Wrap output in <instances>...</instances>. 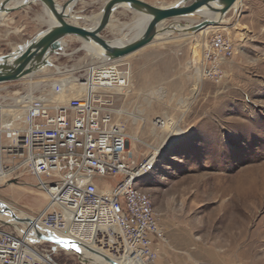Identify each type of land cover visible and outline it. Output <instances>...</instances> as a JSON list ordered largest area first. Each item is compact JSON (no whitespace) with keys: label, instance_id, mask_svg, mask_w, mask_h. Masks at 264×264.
I'll list each match as a JSON object with an SVG mask.
<instances>
[{"label":"rangeland","instance_id":"374dc122","mask_svg":"<svg viewBox=\"0 0 264 264\" xmlns=\"http://www.w3.org/2000/svg\"><path fill=\"white\" fill-rule=\"evenodd\" d=\"M134 19L131 11L117 10L105 38L124 41L131 30L127 39L133 38ZM226 20L204 36L202 30L179 42L180 34L172 33V41L156 40L125 58L130 88L120 96L110 93L115 110L126 113L117 118L126 127L132 156L140 159L160 149L154 173L140 183L168 241L159 264H264V0L243 1ZM217 30L232 42L234 56L223 65V79L212 80L200 63L203 43ZM74 51L28 80L0 86V102L14 105L33 91L34 97L49 96L70 75L90 78L92 57ZM38 83H43L39 89ZM128 114L139 116L138 122ZM158 119L163 128L155 125ZM38 184L27 171L10 175L0 183V202L36 218L48 198ZM32 244L54 264H88L51 243Z\"/></svg>","mask_w":264,"mask_h":264},{"label":"built area","instance_id":"2783aa9c","mask_svg":"<svg viewBox=\"0 0 264 264\" xmlns=\"http://www.w3.org/2000/svg\"><path fill=\"white\" fill-rule=\"evenodd\" d=\"M203 45L205 77L223 79V65L234 56L232 42L218 30ZM99 70L90 81L79 77L87 88L81 93L57 82L51 95L35 97L21 118L8 122L0 108V179L22 171L36 177L48 198L35 219L52 233L68 236L63 239L76 241L69 235L78 231L106 257L159 264L168 241L140 185L154 173L157 159L132 156L110 95L113 88L129 87L132 73L114 62ZM65 93L71 96L65 104L55 100ZM163 121L155 125L163 128ZM17 232L0 226V264H54Z\"/></svg>","mask_w":264,"mask_h":264},{"label":"water","instance_id":"95a60500","mask_svg":"<svg viewBox=\"0 0 264 264\" xmlns=\"http://www.w3.org/2000/svg\"><path fill=\"white\" fill-rule=\"evenodd\" d=\"M15 1L18 0H0V18L25 6L40 3L45 9L48 23L23 36L14 51L0 57V85L30 78L43 69L51 68L53 66L51 57L61 54L65 47L75 50L73 53L84 52L90 57L89 52H93L92 46H95L103 50V57L106 60L112 62L143 50L158 40V35L166 31L178 35L180 34L178 30L183 28L185 34H198L208 27L227 24L228 14L235 9L240 0H181L175 5L164 8L150 5L143 0H104L94 29L71 22L73 18L83 20V17L74 14V8L84 0H66L61 4L56 0H28L26 3L11 6ZM121 8L134 14L137 33L128 40L127 37L133 31L131 30L122 38H125L124 43L117 45L114 40L106 39L104 32L109 28L114 13ZM206 14L212 16H205ZM190 19L197 22L190 24ZM169 21L173 23L165 25ZM12 34L17 35L16 32ZM69 36H75L78 41L71 42L67 39ZM12 210L14 209L0 202V215L11 213V217L19 225L33 228L38 235V241L51 243L57 248L76 254L81 260L85 256L75 250L76 247L79 249L83 247L80 243L63 239L35 220L16 216ZM0 226L11 228L13 225L1 220ZM89 253L108 258L92 249ZM111 262L118 264L113 260Z\"/></svg>","mask_w":264,"mask_h":264},{"label":"bare ground","instance_id":"6f19581e","mask_svg":"<svg viewBox=\"0 0 264 264\" xmlns=\"http://www.w3.org/2000/svg\"><path fill=\"white\" fill-rule=\"evenodd\" d=\"M95 1V0H94ZM26 2H28V0H18V1H15L14 2V5H20L21 3H26ZM13 4V3H12ZM236 6H238V3L236 4ZM235 6V7H236ZM126 9L128 8V6H124ZM99 16H100V14L98 13L97 15H95V17H94V19H95V23H97L98 22V19H99ZM205 16H212V15H205ZM193 22H197L196 20H190V24H192ZM77 23V22H76ZM224 23H222V25H223ZM221 25V26H222ZM221 26H213V27H208V28H206V29H204V31H202L201 32V34H203L202 36H204V34H206V33H208V31L210 30V29H218V27H221ZM178 31H180V37H177V39L176 40H179V42L180 41H185L186 40V38L188 37V36H192V35H194V34H185L184 33V30H183V28H180ZM136 32H137V30H136ZM172 31L171 32H169V31H166V33L164 32V33H162V34H160V35H158V37H157V39L158 40H160V41H163V42H166V41H172L174 38L172 37ZM172 37V38H171ZM132 39V38H131ZM130 40V39H129ZM125 41V40H124ZM114 43L115 44H117V45H122V43H124L123 42V40H114ZM93 47V52L91 51V53L89 52V54H90V56L92 57V59H93V63H94V66H93V73H92V75H91V77L88 79L89 81L92 79V77L94 76V75H96V73H97V71H100L99 69H101L103 66H105V65H107V63H109V61L108 60H106L104 57H103V50L102 49H99V48H97V47H95V46H92ZM123 60L124 59H120V60H116V61H112V62H114V63H121V62H123ZM196 62V61H195ZM198 62V61H197ZM59 70V73H61V71H60V68H58ZM73 71V70H72ZM65 73H67V72H62L61 74H65ZM70 75V74H69ZM201 77V76H200ZM62 81H65V82H67V85H68V90H69V92H77V93H79V92H83L84 91V89H86L87 90V88L85 87V84H81L80 83V78H78V77H75V76H73V75H70L69 77H67V78H64ZM46 82V81H45ZM59 82V81H58ZM56 83V82H55ZM76 83L78 84V90H80V91H77V89H75V86H76ZM43 85V83H38V84H36V88H40V86H42ZM46 85V84H45ZM34 86V85H33ZM38 88V89H39ZM123 88V89H122ZM123 90H124V87H117V88H113L112 90H111V92L113 93V95H115V96H120V95H122L121 93L123 92ZM31 91V90H30ZM34 92V91H33ZM33 92H31V93H29L27 96H24V97H21L19 100H17V99H15V100H13V104L14 105H4L3 103H1L0 102V108H2L3 110H4V112H5V118H6V121H12L13 119H16V118H21L23 115H24V113H25V110H26V107L28 106V104L29 103H31L34 99H35V97L34 96H32V94H33ZM54 95H52V97H53ZM68 95L65 93V94H63V95H61L60 96V98H59V100H57V101H59V103L61 102V98H66ZM0 100H2V99H0ZM62 104H64V103H62ZM24 105V106H23ZM23 106V107H22ZM186 106V105H185ZM13 109H23L24 110V112H22V113H20V114H14L12 111H10V110H13ZM116 114L117 115H126V113L124 112V111H122V110H120V111H116ZM128 115H130V116H132L133 117V121L135 122V123H137L138 122V120H139V116H135L134 114H128ZM165 123V122H164ZM165 127H167V123L165 124ZM175 129H176V131H177V134H176V136L178 137V135H180V133H181V130L179 129V127H178V125L176 124L175 126ZM133 138V141L134 142H137V140H138V138L136 137V136H134V137H132ZM159 151H160V149H157V151H156V153L154 154L155 156H156V159H157V155H159ZM162 152V151H161ZM6 177V176H5ZM5 177L3 178V179H0V183L5 179ZM48 197V196H47ZM12 212L16 215V216H18V217H20V218H30V219H32V220H35V221H37L34 217H31V216H27V215H25V214H23V213H21V212H18L17 210H12ZM12 215H11V213H6V214H4V215H0V221L2 220V221H7V222H10V223H12V227L14 228V229H16L20 234H22V236H24V238L29 242V243H37V242H39L38 241V235H37V233H36V231L33 229V228H29L28 226H26V225H19L17 222H15L14 220H13V218L11 217ZM40 224V223H39ZM73 233H74V235H73V237H71L70 235H69V237L70 238H73V239H75L76 241H75V243H80L83 247H81L80 248V253H82L83 255H85L84 257H83V261L84 262H86V263H88V264H112V262H111V260H115V259H113V257L112 256H108V254H106L107 255V257L108 258H105V257H102V256H100V255H98V254H91V253H89V250L90 249H92V250H94L95 251V248H96V246L95 245H93V244H90V243H88L84 238H80L79 237V233H78V231H73ZM57 236H59V237H61V238H67V237H65L64 235H62V234H59V235H57ZM70 240V239H69ZM71 241V240H70ZM56 247V246H55ZM69 253H71V252H69ZM118 264H142V262H140V261H133V260H130V259H122V260H115Z\"/></svg>","mask_w":264,"mask_h":264},{"label":"crops","instance_id":"0c3cea01","mask_svg":"<svg viewBox=\"0 0 264 264\" xmlns=\"http://www.w3.org/2000/svg\"><path fill=\"white\" fill-rule=\"evenodd\" d=\"M56 1L58 4L59 3L61 4L65 2L66 0H56ZM143 1L150 5L164 8V7L175 5L181 0H170V2H167L166 4H157L156 2L152 0H143ZM243 1L246 2V0H240L238 2L239 3L238 6L235 9L240 10L242 8ZM103 3H104V0H95V1L94 0H84L80 2L74 8V14L83 17L82 18L83 20H77L73 18L71 22H74V23L77 22L84 27H88L89 29H94L95 22H96L94 17L95 15L100 13ZM11 6H17V5H14L13 3L11 4ZM93 8H95L96 10L92 12L91 10ZM29 19L31 22H29ZM47 23H48V18L45 15V9L43 5L40 3L25 6L21 8L20 10L14 11L4 17H1L0 18V57L8 55L12 51H14L15 48L20 44L23 36L36 31L37 29H39L40 27H43ZM12 32H16L17 35H13ZM67 39L72 40L71 42L78 41V39L75 36H69L67 37ZM72 50L73 49L71 48L65 47L61 54L53 55L51 57V60L57 61L58 59L60 60L65 59V58L67 59L68 58L67 55H69L71 53L70 51ZM28 79L29 78H26V79H23L17 82H21V81L28 80ZM11 83H16V82H11ZM7 84L9 83L1 84L0 86H5Z\"/></svg>","mask_w":264,"mask_h":264},{"label":"snow or ice","instance_id":"6c2138e0","mask_svg":"<svg viewBox=\"0 0 264 264\" xmlns=\"http://www.w3.org/2000/svg\"><path fill=\"white\" fill-rule=\"evenodd\" d=\"M57 243H61V241H57ZM73 246L75 247L74 242H73ZM75 250L79 251L80 249L78 247H76Z\"/></svg>","mask_w":264,"mask_h":264}]
</instances>
